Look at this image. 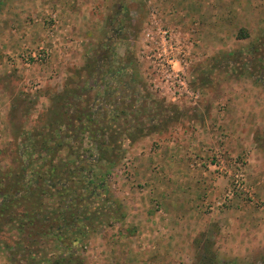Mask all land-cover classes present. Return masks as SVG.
<instances>
[{"label": "rangeland", "instance_id": "374dc122", "mask_svg": "<svg viewBox=\"0 0 264 264\" xmlns=\"http://www.w3.org/2000/svg\"><path fill=\"white\" fill-rule=\"evenodd\" d=\"M149 1L158 8L162 23L174 36L190 43L188 75L191 86L201 95L198 106L169 103L150 91L143 76L147 65L137 58ZM19 3L0 2V23L4 30L8 28L6 34H0V43L8 46H0L2 187H14L21 178L19 145L25 133H43L46 138L54 133L51 127H45L50 119L47 112L66 92L79 93L90 79L96 58L101 72L107 70L109 61L113 70L129 67L130 91L123 94L136 96L134 111L126 114L129 124L136 125L129 130L128 139H120L122 155L116 164L108 163L111 149L103 151L106 156L96 168L95 181L103 182L104 192L101 196L98 189L89 198L92 210H109L102 222L89 221L91 228L73 260L67 261L69 252L56 249L50 239L30 245L33 250L28 254L24 244L19 243L20 236L5 226L0 232V264H54L59 259H63L62 264H264V111L260 115L262 124L250 126L248 143L240 151L234 143L229 152L222 143L234 132L222 123L228 101L235 102L227 92L247 89L245 85L252 83L264 92V0H133L126 5L119 27L110 26L105 34L92 35L98 37L96 44L74 37L73 46L63 45L56 54L49 33L54 29L53 18L45 13V36L36 42L30 32L38 27L33 13L19 12L27 21L25 27L11 22L9 16L17 15ZM112 29L118 31L113 33ZM40 47L51 51L47 61H31L27 66L18 58L24 50ZM100 54L112 56L105 61ZM84 92L90 97L95 93ZM119 105L125 104L121 100ZM95 110L97 124L102 118L106 126V118ZM122 117L117 122L125 123ZM213 117L218 118L219 126L206 128L205 123ZM74 125L82 130H74L68 140H64L65 126L55 131L59 134L54 139V147L59 145L54 148L57 161H70L83 148L102 142L98 129L97 136L86 128L88 122L86 130L80 123ZM200 130L216 143L199 141ZM185 135H189L188 145L184 143ZM168 137L169 141L174 138V149ZM104 140L111 141L112 137L106 133ZM94 151L97 155L98 150ZM177 170L182 174L177 175ZM236 175H242V188L229 198ZM58 197L53 202L45 200L41 211L59 214ZM230 220L234 225L231 247L226 243L230 236V223L226 222ZM241 236L248 241L235 240Z\"/></svg>", "mask_w": 264, "mask_h": 264}, {"label": "trees", "instance_id": "16d2710c", "mask_svg": "<svg viewBox=\"0 0 264 264\" xmlns=\"http://www.w3.org/2000/svg\"><path fill=\"white\" fill-rule=\"evenodd\" d=\"M111 56L112 54H109L108 57L104 54L102 59L109 61ZM109 62L107 70L101 72L100 69H97L99 59L96 58L93 61L94 65L91 66L90 79L85 86L81 87L79 93L71 94L72 91H68L54 101L56 107L47 112V115L50 114V119L45 125V127H51L54 132L50 134V137L48 136L49 138H46L45 134L43 136V133L34 134L33 131L25 133V139L19 145L21 161L19 176L21 178L16 185L6 189L2 187V178L0 177V198L2 197L0 232L5 226L13 229L20 236L19 243L24 244V250L28 254L33 250L30 245L37 246L43 241L42 239H50L56 249L60 248L69 252L67 261L73 260L78 246L91 228L89 221L102 222L106 216V210H109V208L104 210L101 207H96L95 210L91 209L92 202L89 197L95 195L98 189L102 191L101 196L104 192L103 182L95 181L96 168L105 159L106 154L103 155V151L108 147L112 151L110 158L108 157V163L114 165L118 162V158L122 155L120 139H128L131 136L129 130L136 125L129 124L126 115L134 111L132 103L136 96L123 94L125 91L126 93L130 91L129 80L132 77L129 74L130 69L123 65L113 70L110 68ZM126 78L129 81L128 86L127 81H123ZM92 89L95 91L92 97L84 92L85 90L93 91ZM121 100L125 104L122 107L119 105ZM94 110L106 118L109 122L105 124L106 126L101 123L102 118L97 124ZM121 116L126 119L125 123L117 122ZM84 120L86 123L88 122L86 128L94 135L98 136L97 131L99 130L100 136L103 137L101 138L102 142L93 144L91 148H83L80 155L70 161L62 158L59 159L61 161H57L54 156L56 152L54 148L59 145L54 147V139L59 134H55V131H59V128L65 126L67 133H65L64 140L71 139L74 130L77 128L82 130L80 125L74 124L80 123L86 130ZM106 133L112 137L111 141L104 140ZM93 148L98 150L97 155L94 154L95 149ZM68 165H72V169ZM57 195L61 204V212L59 214L49 210L42 212L41 207L46 204L45 200L52 201ZM25 242H29L28 245ZM60 258H62L61 255ZM50 261L52 262V260ZM62 261L63 259H59L53 263L62 264Z\"/></svg>", "mask_w": 264, "mask_h": 264}, {"label": "crops", "instance_id": "0c3cea01", "mask_svg": "<svg viewBox=\"0 0 264 264\" xmlns=\"http://www.w3.org/2000/svg\"><path fill=\"white\" fill-rule=\"evenodd\" d=\"M1 1L2 0H0V2ZM131 1L133 0H20V3L17 4V15L9 17L12 18L11 22H17L18 24L20 23L22 27H25L27 25V21L25 22V17L22 16L19 12L22 11L25 13L27 11L26 14H29L30 16L33 13L32 16L33 18H35L34 21L38 22V27H33V32H30L34 34L33 40L37 42L38 40H40V38L43 37V35L45 36L42 30V19H44L43 16H46V14H48L49 18L54 19V32L51 34V41L53 43V50L56 54L57 50H60L63 45L65 47L73 46V44H75L74 37L84 39L88 42H93L94 44H96L98 37L95 38L92 35L94 33L105 34L106 29H109L110 26H114V28L119 27L121 23H119L118 21L120 20L122 13L126 9V5L130 4ZM1 20L3 19H0V21ZM24 29L28 30V27ZM3 30L4 28L1 25L0 34H2L3 32H5L6 34L8 32V28H6L4 31ZM112 30L113 33H116L118 31L116 29ZM83 36H85V38ZM4 39H2V41H4ZM4 42L8 45V43H10V40H6ZM44 42L46 43V40ZM0 46L4 48L8 47L6 45H3L2 43H0ZM245 86H247V89L241 88L238 92H236V90L227 92V97H234L233 100L235 101L234 103H232V101H228L227 110L225 109L226 113H224L225 118L224 121H222V123L225 124V129H232V131L234 130V132L232 134L229 133V136L225 137L222 142H225L224 146L228 148V151L229 146H231L230 148H232L234 143L236 144V149L240 151L243 145L248 143V134L250 132V126L255 124V127H257L259 125V122L260 124H262L260 115L261 110L264 111V92H262L261 89L257 87V84L252 83ZM250 120L252 122H248ZM219 123L220 121L218 120V118L213 117V119L205 123L204 126L207 125L206 128H208V125L219 126ZM204 129L205 128H203V130ZM199 133L201 134L199 137V141H201L203 144L216 143V140H214L213 138H208L203 135V133H201V130L199 131ZM188 136L185 135L183 137L185 140V144L189 140ZM169 139L170 138L168 137V141ZM173 139L174 138L171 139L172 142H169L172 145L171 147L174 149L175 142ZM145 141L147 142L148 139L146 138L144 142ZM254 157L255 156L253 155L252 158ZM168 172L169 171H166V173ZM176 172H178L176 173L177 175L182 174L180 170H177ZM231 222L232 220L226 222V224L230 223L229 229L228 226H225V228L228 229L230 234V236H227L226 238V243L227 246L230 245L229 247H231L230 242L234 239L231 236V231L234 226ZM242 224L243 223L241 222V226H244ZM235 240L241 243L248 241L246 236L243 239L241 236L240 238Z\"/></svg>", "mask_w": 264, "mask_h": 264}, {"label": "built area", "instance_id": "2783aa9c", "mask_svg": "<svg viewBox=\"0 0 264 264\" xmlns=\"http://www.w3.org/2000/svg\"><path fill=\"white\" fill-rule=\"evenodd\" d=\"M143 26L137 58L147 65V73L143 76L150 91L160 94L169 103L198 106L201 95L191 86L188 75V66L192 61L190 43H186V38L180 41L174 36V32L162 23L158 8L151 1L147 5V18ZM53 32L54 29L49 31L50 34ZM50 56L49 49L40 47L35 51L24 50L18 58L28 66L31 61L45 62ZM217 158L221 164L222 159L219 155ZM235 177V189L228 192L229 198L235 190L242 188V175Z\"/></svg>", "mask_w": 264, "mask_h": 264}]
</instances>
